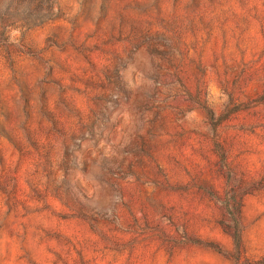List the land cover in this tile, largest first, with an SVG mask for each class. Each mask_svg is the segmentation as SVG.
Wrapping results in <instances>:
<instances>
[{"label": "rangeland", "instance_id": "rangeland-1", "mask_svg": "<svg viewBox=\"0 0 264 264\" xmlns=\"http://www.w3.org/2000/svg\"><path fill=\"white\" fill-rule=\"evenodd\" d=\"M231 203L264 264V0H0V264H236Z\"/></svg>", "mask_w": 264, "mask_h": 264}, {"label": "trees", "instance_id": "trees-1", "mask_svg": "<svg viewBox=\"0 0 264 264\" xmlns=\"http://www.w3.org/2000/svg\"><path fill=\"white\" fill-rule=\"evenodd\" d=\"M208 113L212 115V111L208 110ZM214 117V115H213ZM218 155L221 159H225V154L220 146L217 148ZM228 213L230 214V219L232 222V237L235 245V254H232L236 264H252L250 260L246 259L245 261L242 260V225L239 216V208L235 204H227ZM214 249L218 250L216 246H212ZM220 251V250H218Z\"/></svg>", "mask_w": 264, "mask_h": 264}]
</instances>
